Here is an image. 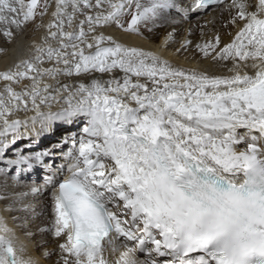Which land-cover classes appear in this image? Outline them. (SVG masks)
Instances as JSON below:
<instances>
[{"label":"snow or ice","instance_id":"obj_1","mask_svg":"<svg viewBox=\"0 0 264 264\" xmlns=\"http://www.w3.org/2000/svg\"><path fill=\"white\" fill-rule=\"evenodd\" d=\"M221 5L228 42L176 49L211 68L125 42ZM29 28L41 43L0 72V176L45 177L0 195V264H41L25 240L48 211L51 264H264V0H0L3 44Z\"/></svg>","mask_w":264,"mask_h":264},{"label":"bare ground","instance_id":"obj_2","mask_svg":"<svg viewBox=\"0 0 264 264\" xmlns=\"http://www.w3.org/2000/svg\"><path fill=\"white\" fill-rule=\"evenodd\" d=\"M192 0H185L187 5H190ZM227 2H230L228 0ZM191 19L188 21H181L177 19L173 26L168 27V30H160L151 40H144L137 37H126L125 42L143 47L146 50H152L157 52V54L162 55L164 58L168 59L171 63L183 67L186 69L196 68H211L210 62L202 59L201 54L193 48L187 52H176L179 43L183 41L185 37H188V31L191 30L193 35L188 37L192 39L194 43H203L206 40L212 39L215 35H220L222 42H228L230 37L229 32H234L235 29L229 27H222L223 24L227 23L228 13L224 10V6L216 10H212L208 15H203V13L197 15L195 13L189 14ZM45 22L49 17H45ZM200 25H206L202 30L204 32L203 37H201ZM176 32V42H170V46L164 44V38L167 32ZM43 31H35L34 29L26 31L24 34L17 37V42L12 45L0 46V72L4 71L8 66L12 65L14 62L21 58H25L28 55V50L30 45L35 43H41ZM145 35H149L145 33ZM2 40V39H0ZM2 41H0L1 43ZM2 87V85H0ZM20 118H24L23 113L20 114ZM57 137L56 139H58ZM55 142L54 139H49L41 137L40 149L51 147V143ZM14 176L15 173H10ZM45 172L43 169L37 168L34 172L23 173L19 178V182L9 179L7 181V187H4V177L0 176V195H8L9 197H15L22 192H30L33 187L42 188L44 185ZM43 180V181H42ZM11 201H7L8 203ZM27 202L33 204L36 208V212L39 213L42 209H45L50 203V197L47 194L39 196H29ZM3 205L0 204V207ZM7 215H17V213L7 214ZM51 212L48 211L46 215L40 216L35 219L30 230L35 234L34 239L25 240L29 243L30 248H34L33 254L40 259L41 264H51V262L45 261L42 253L43 251H51L56 247L57 241L54 237L47 233H40L39 228L50 227ZM9 224L11 226L12 222L9 219ZM22 239H24L22 237ZM46 246V247H45ZM113 261L117 258L116 256L110 257ZM56 257H53V261Z\"/></svg>","mask_w":264,"mask_h":264},{"label":"rangeland","instance_id":"obj_3","mask_svg":"<svg viewBox=\"0 0 264 264\" xmlns=\"http://www.w3.org/2000/svg\"><path fill=\"white\" fill-rule=\"evenodd\" d=\"M209 12H211V11H209ZM209 12H208V13H209ZM208 13H207V14H203V15H208ZM32 29H33V28H29L28 30H32ZM28 30H27V31H28ZM165 30H168V29L166 28ZM0 41H2V40H0ZM1 45H2V46H5V47L7 46V45L3 44V41L0 43V46H1Z\"/></svg>","mask_w":264,"mask_h":264}]
</instances>
